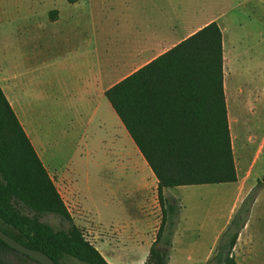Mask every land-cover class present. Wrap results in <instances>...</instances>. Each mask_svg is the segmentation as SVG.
I'll list each match as a JSON object with an SVG mask.
<instances>
[{"label":"rangeland","instance_id":"1","mask_svg":"<svg viewBox=\"0 0 264 264\" xmlns=\"http://www.w3.org/2000/svg\"><path fill=\"white\" fill-rule=\"evenodd\" d=\"M131 1L126 5L125 0H99L98 7L106 16L121 10L135 13L147 26L152 18L163 17L166 25H179L173 29L175 37L183 35V30L213 20L221 26L225 42V97L237 181L176 188L170 192L175 197L166 196L179 215L174 231L180 238L172 253L169 249L171 263L220 264L214 259L219 239L241 201L256 190L233 256L238 264H264V0ZM72 2L75 0H0V70H10L13 60L33 55L31 49L38 54V47L22 42L29 36L38 41L58 37L65 16L73 13ZM94 2L80 0L83 5ZM57 11L60 18L53 23ZM49 51L52 57L60 55L59 49ZM54 68L65 69L60 65ZM60 82L64 88L66 80ZM106 105L96 109L53 107V117L29 119L53 182L60 188L63 174L65 182L78 188L77 199L90 208L82 222L105 236L121 231L126 238L115 256L132 261L142 256V241L148 238L138 212L144 174L135 156V145L110 105ZM234 200H238L235 206ZM156 214L155 228L162 220L161 209ZM166 217L164 231L171 214ZM44 221L59 227L54 217L48 216ZM82 233L87 239L84 230ZM156 247H162V243L157 241ZM8 261L37 264L13 254Z\"/></svg>","mask_w":264,"mask_h":264},{"label":"trees","instance_id":"2","mask_svg":"<svg viewBox=\"0 0 264 264\" xmlns=\"http://www.w3.org/2000/svg\"><path fill=\"white\" fill-rule=\"evenodd\" d=\"M105 98L157 180L163 216L144 264H168L171 241L163 239V228L169 213L174 226L178 212L163 191L237 181L218 24H207L122 79ZM256 192L245 196L222 233L214 257L218 263L238 264L232 250ZM48 216L58 219L59 227L45 222ZM0 229L56 264H108L74 224L1 88ZM157 241L163 246L157 248ZM12 254L33 261L0 240V264H10Z\"/></svg>","mask_w":264,"mask_h":264},{"label":"crops","instance_id":"3","mask_svg":"<svg viewBox=\"0 0 264 264\" xmlns=\"http://www.w3.org/2000/svg\"><path fill=\"white\" fill-rule=\"evenodd\" d=\"M129 1L125 0L124 3L127 5ZM98 2L99 0H95L94 4L87 5L81 4L80 0L72 2L70 8L73 9V13L65 16L57 39H52V37L49 39L48 36L40 38L38 41L35 36H29L27 40L24 39L22 42L28 46L38 47V54L35 53L34 49H31L33 55H29L23 60H13L10 70H0V88L47 172V160L44 158L42 145H40L29 118L33 117L35 120L39 119V116L53 117L51 111L53 107L75 106L81 109L106 107V104H109L105 98L106 90L166 53L202 27L211 22H216L208 20L187 31L183 30V35L175 37L176 34L173 29L179 27V25H166L163 17H160V20L152 18L153 22L147 26L143 24L142 19L137 18L135 13L127 12V7L124 9L126 11L121 10L109 16L103 15L98 7L100 6ZM131 2L135 4L136 0ZM60 14L59 12L58 17L57 11V14L54 15L55 18L51 21L56 23L60 18ZM218 26L221 30V26ZM221 34L223 35L222 30ZM48 41L50 47L47 46ZM231 47L233 45L230 44ZM49 49L51 51L59 49L60 55L52 57ZM222 51L224 69L225 42L223 36ZM56 65L64 67V71H56L54 68ZM246 69L248 71L247 62ZM61 79L66 80L64 82L65 89L61 87ZM223 87L226 96L224 71ZM227 117L229 124L228 111ZM125 132L129 136L126 130ZM135 156L138 158L144 174L138 207L139 221L143 230L148 233V238L142 241L144 249L142 256L132 261L115 256V253L120 251L122 241L126 238L122 235V232L117 230L112 232L113 236H105L97 228L84 224L82 222L83 218L90 214V208L77 199L78 188L65 182L63 174L61 176L63 186L60 184V188H58L57 184L53 182L74 224L85 231L89 242L108 264H144L151 246L155 243L156 234L160 227L159 225L155 228L156 213L159 209L162 211L158 201L157 180L138 150L135 152ZM176 188L164 190V198L166 196L175 197L170 192ZM166 199L170 201L168 198ZM237 202L238 200H234V206ZM175 219H178V217ZM176 224L177 220L174 226L168 225L166 231H164L166 224L163 228V239L169 238L171 241V253L175 241L180 238L178 233L174 231ZM130 240L131 238H129ZM112 241L115 242V245ZM168 264H172L171 254L169 255ZM173 264H178V262Z\"/></svg>","mask_w":264,"mask_h":264},{"label":"water","instance_id":"4","mask_svg":"<svg viewBox=\"0 0 264 264\" xmlns=\"http://www.w3.org/2000/svg\"><path fill=\"white\" fill-rule=\"evenodd\" d=\"M0 240H2L6 245H8L11 249L16 251L17 253H20V254L32 259L36 263H39V264H56L47 255H45L39 251L32 250V249H29V248L23 246L22 244H20L19 242H17L16 240L11 238L7 234H5L1 229H0Z\"/></svg>","mask_w":264,"mask_h":264}]
</instances>
